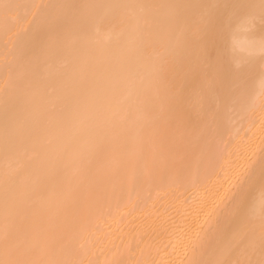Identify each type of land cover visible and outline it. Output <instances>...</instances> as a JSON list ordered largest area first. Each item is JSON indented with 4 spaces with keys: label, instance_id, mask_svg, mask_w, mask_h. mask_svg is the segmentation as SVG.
<instances>
[{
    "label": "bare ground",
    "instance_id": "1",
    "mask_svg": "<svg viewBox=\"0 0 264 264\" xmlns=\"http://www.w3.org/2000/svg\"><path fill=\"white\" fill-rule=\"evenodd\" d=\"M199 2V0H191ZM257 5L260 0H244ZM136 0H0V209L18 208L21 227H35L46 243L24 258L53 264H199L239 259L225 229L243 197L257 213L264 207V28L240 26L231 36L233 55L249 68L247 95L230 102L228 81L207 85L204 106L215 117L201 136L187 119L183 146L161 159L157 179L114 174L103 157L74 172L65 166L59 143L103 141L107 149L126 136L112 121L120 88L142 98L134 84L155 48L140 27ZM99 28V35L81 34ZM107 35V39L105 36ZM57 74L49 71L61 59ZM169 61L171 58L169 57ZM194 83V82H193ZM49 88L64 105L59 140L40 156L25 160L4 136L5 115L20 100ZM174 176V180H169ZM23 177V181L21 178ZM253 260H260L259 249Z\"/></svg>",
    "mask_w": 264,
    "mask_h": 264
},
{
    "label": "snow or ice",
    "instance_id": "2",
    "mask_svg": "<svg viewBox=\"0 0 264 264\" xmlns=\"http://www.w3.org/2000/svg\"><path fill=\"white\" fill-rule=\"evenodd\" d=\"M133 7L140 27L151 35L155 48L146 58L151 67L150 78L145 84L144 74H137L134 84L142 97L138 102L132 99L129 86L119 90L112 121L125 130L126 136L116 147L107 149L102 140H84L75 145L59 143L65 166H71L74 172L89 168L103 157L104 166L114 174L123 172L127 176L131 164L137 179L155 180L161 159L185 143L189 135L187 119H196L201 136L209 133L215 117L205 111L208 84L228 81V96L233 104L246 98L249 68L233 55L234 45L229 38L240 26L255 28L257 21L264 28V0L259 2L258 13L255 3L244 0H136ZM90 28L81 34L82 38L99 35L98 27ZM67 63V58L61 59L49 71L60 73ZM58 100L56 90L49 88L39 100L35 93L25 95L14 109L7 111L3 134L20 158L31 160L57 144L58 124L64 111ZM228 218L241 224L238 230L225 229L222 236L230 250L239 254L240 258L232 264H264V207L259 212V235L256 210L246 207L242 196L235 199ZM23 222L18 208L0 209V264H53L24 258L26 253L42 252L46 243L37 228L21 227ZM258 249L257 262L252 257ZM199 264L229 262L207 259Z\"/></svg>",
    "mask_w": 264,
    "mask_h": 264
}]
</instances>
